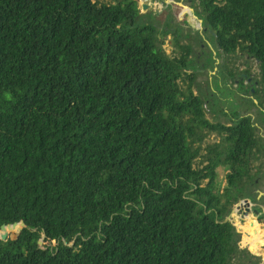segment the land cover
I'll return each instance as SVG.
<instances>
[{
	"label": "trees",
	"instance_id": "1",
	"mask_svg": "<svg viewBox=\"0 0 264 264\" xmlns=\"http://www.w3.org/2000/svg\"><path fill=\"white\" fill-rule=\"evenodd\" d=\"M187 1L258 101L218 109L231 123L139 0H0V264H237L226 218L264 180V0Z\"/></svg>",
	"mask_w": 264,
	"mask_h": 264
},
{
	"label": "rangeland",
	"instance_id": "2",
	"mask_svg": "<svg viewBox=\"0 0 264 264\" xmlns=\"http://www.w3.org/2000/svg\"><path fill=\"white\" fill-rule=\"evenodd\" d=\"M168 0H150L149 8H143V0H139L140 12L141 13H153L155 19L158 21L159 24L164 25L165 18L169 17L171 24L173 27H178L181 32L184 34L182 35V40L185 43L192 45L193 47V59H192V69L196 70L197 73V84H198V92L201 94L203 99L206 101V112L207 116L216 121V118L219 117L222 122L224 123H231L230 118L225 115L221 114V111L218 109L222 108L226 112L234 110L235 107L233 105L232 99L236 100L239 105L241 104V94H244L249 99H255L253 94H247L246 89L241 88L242 75L237 74V76H230L225 77L228 75L227 70L225 69V65H223L224 61H227L226 56L222 53L220 49H218L214 44V38L208 33L206 27L202 24L199 27L198 23L195 28L190 27L187 22V12L188 9L185 8L177 3H182L185 6L193 7L187 0H172L170 3L166 4ZM175 1L176 3H174ZM178 11L185 14L184 20L181 18ZM191 16L196 15V12L189 11ZM171 14L172 17L170 15ZM192 20L195 21L193 17ZM172 27V28H173ZM170 36H168L165 42V48L168 52L171 51L170 46ZM230 66L234 72L240 73L242 70L248 69L251 76L248 80L244 81V86H253L254 78L258 74V62L251 57L245 55H238L233 56L230 59ZM225 64V63H224ZM235 92V94H233ZM244 92V93H242ZM246 93V94H245ZM257 100V99H256ZM216 111L218 116L213 115V111ZM254 119H262L260 122V127H258L260 135L264 137V118L261 117L258 110L256 112L251 113ZM218 171V178H217V185L222 188L226 184V173L227 168L224 166H219L217 168ZM257 193L260 195L264 194V183H261L257 186ZM238 210L237 206L234 207L231 213L227 216V220L232 221L239 226L238 222ZM252 225V224H251ZM255 226V225H254ZM245 230L247 225L243 227ZM257 230L259 226L254 227ZM248 234V231H245ZM264 233V232H263ZM261 235L256 237L255 241H258ZM41 245L49 244L44 240H41ZM57 245V242H53L50 244V247H54ZM238 264V263H237Z\"/></svg>",
	"mask_w": 264,
	"mask_h": 264
},
{
	"label": "flooded vegetation",
	"instance_id": "3",
	"mask_svg": "<svg viewBox=\"0 0 264 264\" xmlns=\"http://www.w3.org/2000/svg\"><path fill=\"white\" fill-rule=\"evenodd\" d=\"M261 183H264V180H256L248 196L237 203L239 226L231 221L240 234L239 253L234 260L238 264H264V194L256 192ZM244 225L248 227L246 230ZM254 225L259 226L260 230L255 229ZM245 231H248V234ZM259 235V240L255 241Z\"/></svg>",
	"mask_w": 264,
	"mask_h": 264
},
{
	"label": "water",
	"instance_id": "4",
	"mask_svg": "<svg viewBox=\"0 0 264 264\" xmlns=\"http://www.w3.org/2000/svg\"><path fill=\"white\" fill-rule=\"evenodd\" d=\"M149 1H150V0H143V2H144V4H143V8H144V9H148V8H149V3H148ZM171 1H172V0H168L166 4L170 3ZM173 2L176 3L175 1H173ZM177 4L183 6V7L185 8V10L188 9V11H186V12L188 13V14H187V15H188V16H187V22H188V24L190 25V27L195 28V27L197 26V25H196L197 23H198L199 27L202 26V24H203V20L200 19L197 15H193V16H191V14H190V12H189V11L194 12V11H195V8H194V7H188V6H185V5L182 4V3H177ZM191 17H193V18L195 19V21L192 20ZM254 102H255L256 104H258V101H257L256 99H254Z\"/></svg>",
	"mask_w": 264,
	"mask_h": 264
},
{
	"label": "crops",
	"instance_id": "5",
	"mask_svg": "<svg viewBox=\"0 0 264 264\" xmlns=\"http://www.w3.org/2000/svg\"><path fill=\"white\" fill-rule=\"evenodd\" d=\"M259 126V124H257Z\"/></svg>",
	"mask_w": 264,
	"mask_h": 264
}]
</instances>
